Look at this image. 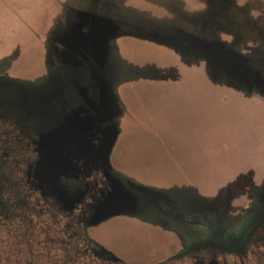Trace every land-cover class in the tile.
Returning a JSON list of instances; mask_svg holds the SVG:
<instances>
[{"label": "rangeland", "instance_id": "374dc122", "mask_svg": "<svg viewBox=\"0 0 264 264\" xmlns=\"http://www.w3.org/2000/svg\"><path fill=\"white\" fill-rule=\"evenodd\" d=\"M112 4L150 17L163 13L159 8H164L161 30L121 29L117 24L122 22L113 18ZM181 4L180 0H0V108L20 119H46L48 130L39 129V140L30 145L35 165L40 148L51 151L45 181L72 208L82 199L70 192L67 195L72 186L62 178L76 170L70 144H80L79 130L89 128L92 119L76 122V104L88 92L99 91V123L95 125L103 134L93 157L113 174L116 183L101 195L84 233L76 236V245H72L76 256L68 244L75 237L52 223L54 215L61 214L52 209L47 216L45 202L56 207L51 206V197L44 202L40 189L24 190L28 207L33 200L32 210L27 208L24 214L32 226L20 219L16 225L15 216L21 213L11 205L21 202L23 191H18V185L8 188V182L2 183L6 189L0 186V264H58L56 258L64 264H100L102 257L84 249L90 244L113 254L97 241L103 238L143 261L169 248L174 252L156 263L176 264L180 250L178 261L185 263L189 253L184 251H194L187 250L185 243L202 240L216 230L241 233L248 222L264 216V177L256 184L252 174L242 173L219 190L200 192L199 185L179 184V176L155 171L159 168L155 164L167 161L154 160L153 151L168 149L158 144L151 129L140 125L141 118L153 114L159 91L171 88L177 78L199 72L201 62L206 64L210 82L264 99V0H206L203 14L192 16ZM83 8L88 9L86 31L83 26L77 28L78 11ZM76 30L87 43L73 42L78 39ZM122 38L143 43L128 41L123 54L116 42ZM4 75L11 80H3ZM57 104L68 113L54 126L53 116L62 113ZM124 129L127 139L121 142L118 135ZM43 142L45 146H39ZM64 145L69 149H61ZM20 151L18 144H0V156L10 158L14 173L7 177L14 184L21 168L15 163L22 158ZM139 152H148V156L141 157ZM186 162L180 161L182 165ZM194 182L204 183L200 176ZM9 197L11 201L3 208ZM95 226L100 228L93 237L90 230Z\"/></svg>", "mask_w": 264, "mask_h": 264}, {"label": "crops", "instance_id": "0c3cea01", "mask_svg": "<svg viewBox=\"0 0 264 264\" xmlns=\"http://www.w3.org/2000/svg\"><path fill=\"white\" fill-rule=\"evenodd\" d=\"M181 1V7L190 16L203 14L206 8V0ZM237 4L242 3L238 1ZM159 9L163 13L155 14L157 16L142 15L162 22L166 12L162 7ZM118 40L123 54L128 41L143 43L133 38ZM205 68L206 64L201 62L199 72L177 78L171 88L159 91L155 95L157 106L153 114L151 111L141 118L140 125L151 129L158 144L168 149L153 151L156 154L154 160L167 161L155 164L159 167L155 171L170 177L179 176L176 181L179 184L199 185L197 190L200 192L219 190L232 177L247 172L253 175L257 184L264 177V99L210 82ZM126 109H131L128 104ZM126 139L124 129L118 140ZM146 154L148 152H139L141 157H147ZM182 160L188 162L182 165ZM196 176L204 183H195ZM97 228L100 226L90 230L93 237ZM103 239L97 241L128 264H154L174 252L163 248L157 254L154 252L156 255L151 260L143 261L135 255L128 256L121 247H114L108 239Z\"/></svg>", "mask_w": 264, "mask_h": 264}, {"label": "flooded vegetation", "instance_id": "af4514ba", "mask_svg": "<svg viewBox=\"0 0 264 264\" xmlns=\"http://www.w3.org/2000/svg\"><path fill=\"white\" fill-rule=\"evenodd\" d=\"M111 8L113 10V18H118V21L122 22V24H117L121 29H141V26H143L147 29L148 27H150L152 29L161 30V21L137 14L120 6L118 7L115 4H112ZM87 13L88 9L83 8L78 11L77 16V23H80L79 26L77 24V28L83 26L85 31L89 27V20L86 17ZM79 34L80 33L76 30V37H78V39L77 41L76 39H73V42L77 43L78 45H80V41H85V43H87L88 40H82V38L79 37ZM4 76L6 79L3 80H11V77H9L8 75ZM88 93L89 94L85 98L81 99L79 105L76 104V111H79L76 113V122H83V119L85 117H91L92 119L90 120V124L88 125L89 128L85 130L83 127H81L82 129L79 130V143L81 144V148H79V151L76 152V156H74V159L76 158V170H70L67 173L68 175L62 178V181H65L72 186L69 189L70 191L67 190V195L69 196L68 192H70V195H72L73 197L82 198L78 203H74L72 205L73 208L70 207V205L66 201H64L63 198H58L57 194L54 193V187H51L48 181L39 178L36 170L34 169L36 160L32 155V147L30 145L36 143L39 140V129H41L42 132L48 130L46 119L42 117L33 118L34 116L26 117V120L20 119L14 113L9 112L7 109L3 111V109L0 108V144L20 145V154L22 156V158L18 160L20 163L22 162V164H20L18 161H15V163H17L16 165H21V168H19L16 173L18 181L15 184L13 183L14 181L7 177V174L14 173L13 167L12 171L9 167L10 165L8 163V160L10 158H3L0 156V186L6 189V187L11 188L12 186L18 185L20 188L18 189V191H23L22 196H24V198H21V202L19 200H14L15 202L13 203L16 206L11 205L12 208L14 207V209L19 208V211L21 213V216H15V222L17 219H20L25 224H32L31 220L28 219V216L24 214H27V208H29L28 210H32L33 200L30 207H28V195H24V190H30L32 187H36L37 190L40 189V198L43 197L45 202V199L47 201L48 198L51 197V206H56L55 208L49 207L45 202V211H47L46 213L49 214L47 216H51L52 209H56V212L61 214L60 216L54 215V220L52 221V223L60 226L61 230L69 231V236L72 235L73 237H75L72 243H68L69 245H71L70 248L74 251L73 254L75 256L76 246L72 247V245H76V236L84 233L85 227L87 226L86 224L87 222H89V218L91 214H93L95 205L97 204L101 195L105 196L116 184L113 179V174H110L107 169L103 168L100 165L101 163L98 161L96 162V160H94L95 158L93 157L94 147L98 144L99 139L103 134V130L95 125V122H98V113L96 109L98 108V105H100L101 96L99 91ZM50 98L51 97H48V99ZM55 106L59 107V109L62 111V113L58 114V116H53V119L51 121V125L57 126L63 122L64 117L68 113V110L61 108L59 104ZM52 108L54 109V107ZM9 149L11 150L13 149V147H9ZM3 155L6 156L7 154L3 153ZM23 156H25V158ZM11 163L12 165L15 164L12 160ZM24 165L25 168L23 169ZM4 182H8L6 187H4V185L2 184ZM11 199L12 198L9 197L4 200V205H2L3 208H6L7 206L5 202L9 203ZM39 200L40 199L37 198L38 202ZM0 212H2V209H0ZM15 213L17 214V212ZM16 225H18L17 222ZM242 229L243 232L241 233H226L223 230H216L210 233V235L206 238L195 241L190 245H188L189 242H187L184 244L187 246V250L191 248L194 249V251H184L186 255L189 253V255H187V261L185 263H179V250L175 255V262L173 263L264 264V216L259 217L255 222H248L247 225H245ZM48 243L51 247V243ZM86 243L89 244V242ZM57 247H60V245ZM84 250V252L86 253L92 252L93 254L102 257V261L104 262L100 264L115 263V260L112 259V257L102 249H97L96 247L89 244L87 249ZM61 252L63 253L62 250Z\"/></svg>", "mask_w": 264, "mask_h": 264}, {"label": "water", "instance_id": "95a60500", "mask_svg": "<svg viewBox=\"0 0 264 264\" xmlns=\"http://www.w3.org/2000/svg\"><path fill=\"white\" fill-rule=\"evenodd\" d=\"M53 145H55V143ZM39 146H45V142L40 143ZM79 146L81 148V144H76V143H71L70 144V148H71V150H72V152L74 154H76L75 153L76 152V148L79 147ZM61 149L67 150V149H69V146L64 145V146L61 147ZM40 150H41L40 159H38V161L36 162L35 170H36L39 178L46 180L47 179V175H46L47 174V169L45 168V165L51 159L50 157H47L48 152H51V151H48L49 149L46 150V149H42V148H40ZM110 194H112V192H110L109 195Z\"/></svg>", "mask_w": 264, "mask_h": 264}, {"label": "trees", "instance_id": "16d2710c", "mask_svg": "<svg viewBox=\"0 0 264 264\" xmlns=\"http://www.w3.org/2000/svg\"><path fill=\"white\" fill-rule=\"evenodd\" d=\"M111 257H112V259H114L115 261V263L114 264H126V263H124L123 261H121L119 258H117L115 255H113V254H111V253H108ZM55 262L56 263H58V264H60V263H64V261H63V259L61 258H56V260H55Z\"/></svg>", "mask_w": 264, "mask_h": 264}]
</instances>
